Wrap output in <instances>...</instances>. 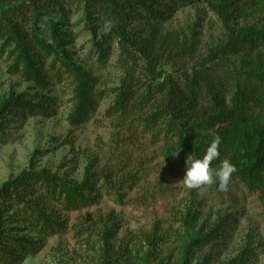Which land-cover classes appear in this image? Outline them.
Listing matches in <instances>:
<instances>
[{
	"label": "rangeland",
	"instance_id": "374dc122",
	"mask_svg": "<svg viewBox=\"0 0 264 264\" xmlns=\"http://www.w3.org/2000/svg\"><path fill=\"white\" fill-rule=\"evenodd\" d=\"M61 4L66 19L48 13L44 20L61 30L67 41L62 49L98 78L96 89L103 96L83 121L71 124L73 87L54 54L40 64L47 82L44 88L9 73L11 61L6 53L0 56V101L24 94V100L36 106L44 97V110H20L3 121L0 187L22 172L47 170L73 187L91 183L85 195L93 203L68 209L62 198H42L40 192L26 196V200L42 198L41 208L59 225L52 226L51 233L33 226L23 205L7 207V235L33 242L22 264H124L118 258L124 248L132 253L131 264H182L188 237L205 236L211 230L217 237L189 254V264H264V169L252 187L232 175L227 191H220L217 183L187 188L181 181L190 154L179 157L175 140L166 136L161 122H149L143 107L113 109L122 72L117 46L106 37L110 24L86 20L78 1ZM168 15L156 27L181 40H194L198 60L226 44L230 33L261 30L264 0H190ZM144 23L133 22L130 29L146 31L151 25ZM101 39L109 53L103 63L92 45ZM207 66L225 76L230 89L235 79L264 77V47L250 55L213 54ZM165 69L170 72L171 65ZM210 133L196 130L193 136ZM223 160L226 156L220 155L212 164L220 167Z\"/></svg>",
	"mask_w": 264,
	"mask_h": 264
},
{
	"label": "trees",
	"instance_id": "16d2710c",
	"mask_svg": "<svg viewBox=\"0 0 264 264\" xmlns=\"http://www.w3.org/2000/svg\"><path fill=\"white\" fill-rule=\"evenodd\" d=\"M63 1L0 0V56L6 53L7 59L11 61L9 73L21 75L44 88L47 82L40 64L54 54L63 74L71 79L73 107L68 119L71 124H77L87 117L97 101L102 99L103 93L96 89L98 78L75 64L68 51L62 49L67 41L62 38L57 25L44 20L48 13L66 19V10L61 4ZM75 1L83 5V17L86 20L110 24L106 37L117 46L118 68L122 72L120 86L115 89L114 110L124 112L146 108L148 121L161 122L166 136L175 140L174 146L180 151L181 159L185 154L202 158L211 141L219 136L222 140L220 155L226 156L235 166L234 177L251 187L262 178L264 77L249 76L241 81L235 79L229 89L228 79L217 75L216 69L207 65L213 54L234 56L243 52L250 55L263 48L264 27L258 31L249 29L240 35L230 33L226 44L219 46L208 58L197 60L193 50L194 40H181L176 34L162 33L156 27V24L167 20V13L170 16L176 6L187 4L190 0ZM144 20V24L151 25L146 31L130 29L131 23ZM89 29L94 35V27ZM92 45L97 60L103 63L109 54L105 41H93ZM190 63H193L191 67ZM168 64L171 65L170 72L165 69ZM24 96L10 94L0 101V134L5 130L3 121L8 115L18 114L20 110L29 113L31 108L44 110L41 102L44 97H40L38 105L33 106L24 100ZM204 129L211 133L193 136L196 130ZM211 167L219 168L213 164ZM90 185L84 183L73 187L47 170L25 171L6 181L0 187V255L4 256L0 264H22L33 245V242L22 237L7 235V207L23 205L24 210L30 212L29 221L33 226L51 233L52 226L59 225L52 222L41 208L42 198H62L66 208L76 209L78 205L93 203L85 195L91 190ZM36 192L42 193V198L25 199ZM186 223L184 218L183 224L188 226ZM215 236L216 230H211L205 236L195 234L188 237V243L183 246L184 254L180 255L181 263L189 264L188 255ZM210 257L204 260L208 262ZM118 258H123L124 264H131L133 260L127 248Z\"/></svg>",
	"mask_w": 264,
	"mask_h": 264
},
{
	"label": "clouds",
	"instance_id": "9594fccd",
	"mask_svg": "<svg viewBox=\"0 0 264 264\" xmlns=\"http://www.w3.org/2000/svg\"><path fill=\"white\" fill-rule=\"evenodd\" d=\"M222 140L216 136L207 147L202 158L187 159L186 172L181 182L189 189H199L218 182L220 191H227L235 166L229 160H223L218 169L211 167L212 162L220 157Z\"/></svg>",
	"mask_w": 264,
	"mask_h": 264
}]
</instances>
